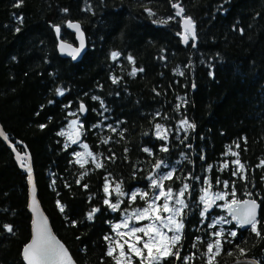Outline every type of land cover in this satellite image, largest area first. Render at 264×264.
Masks as SVG:
<instances>
[{"label": "trees", "instance_id": "16d2710c", "mask_svg": "<svg viewBox=\"0 0 264 264\" xmlns=\"http://www.w3.org/2000/svg\"><path fill=\"white\" fill-rule=\"evenodd\" d=\"M17 2L0 0V126L17 152L29 154L38 199L77 264H114L105 255L104 237L112 236L122 211L140 206V200L121 199L111 190L117 183L125 193L148 188V177L166 168L155 169L157 161L176 169L165 185L174 190L190 185L181 259L169 257L163 264H184V256L193 257L188 264H207L202 254L216 237L208 215H200L205 178L213 192L227 191L231 199L235 187L237 199L258 200V229L264 234V167L257 166L264 160V0H23L16 7ZM173 3L195 24L196 38L187 44ZM69 20L80 23L87 39L79 61L57 52L55 26L61 39L76 42L66 28ZM163 20L168 22L159 23ZM112 52L120 53L116 60ZM133 68L143 71L132 76ZM72 115L80 121V140L102 168L87 155L80 159L88 161L82 168L75 155L80 146L59 135ZM182 120L195 127L185 129ZM156 124L169 130L167 141L155 135ZM165 145L168 151H161ZM230 152L245 164L246 179L232 174L237 157ZM105 177L111 201L121 199L123 210L103 204ZM27 188L26 173L0 138V264H24ZM93 208L99 211L88 220ZM231 230L238 235L228 243ZM237 245L246 250L243 255ZM239 257L264 264V239L250 227H225L214 264Z\"/></svg>", "mask_w": 264, "mask_h": 264}, {"label": "snow or ice", "instance_id": "6c2138e0", "mask_svg": "<svg viewBox=\"0 0 264 264\" xmlns=\"http://www.w3.org/2000/svg\"><path fill=\"white\" fill-rule=\"evenodd\" d=\"M23 0H18L16 7L21 6ZM172 7L176 9V16L181 17L183 21L182 27L183 32L180 33L181 38L184 43H188L189 38L193 40L196 38L195 33V24L191 17H185L183 15L184 8L181 7L178 3H173ZM66 11V10H65ZM145 11L148 12L149 16H154L155 13L151 9L146 8ZM22 19V18H21ZM171 19V18H170ZM156 22V21H154ZM167 20L159 21V23H167ZM69 28L75 29L80 40V47L73 48L71 45L61 43L60 51L62 53L66 52L68 55L72 56L73 59H76L80 55V52L84 49V35L81 32L80 25L78 23H69ZM56 32L59 34L60 27L56 26ZM19 31V29H17ZM120 55L118 52H112L111 57L113 60H116ZM129 61H132V57H128ZM142 72L143 69L133 68L130 75L135 76L137 72ZM183 74V73H179ZM113 83H117V79L113 77ZM58 94L62 95L63 92L60 89H57ZM93 99H98V97H93ZM103 106V102H101ZM179 107V105H177ZM80 111H85V106L80 105ZM72 125H76V121L71 122ZM180 124L185 129L194 128L195 125L189 123L187 120L180 121ZM43 127V125H41ZM111 128V126H109ZM156 136L160 140L167 141L168 131L161 124H156ZM115 131V129H112ZM59 135H68V139L71 143H76L79 139L80 133L76 132L75 136L71 133H65L64 131L60 132ZM7 137H5L6 139ZM104 143H108V140H104ZM82 147L86 151V155L92 158V162L95 163L97 168H102L103 164L96 162V157L92 152L87 151L88 145L84 144ZM239 148V144L236 145ZM143 151L147 152L149 155H152V152L149 148H144ZM161 151H168L167 146H163ZM226 155L229 153H225ZM230 154L237 159L233 160L231 163L237 166L236 171L232 174L234 176L239 175L240 179H246V176L243 175V170L245 169V164L241 163L239 160V154L237 152H230ZM78 159L77 163H80V166L83 168L84 164L87 163V160L83 162L79 159L83 154H75ZM203 158V157H202ZM19 159V156H18ZM25 166L22 163V167ZM162 166L167 167L163 161H157L154 168L160 169ZM258 167H264V160H261L257 165ZM211 168V166H209ZM228 167V162H225L222 166L223 168ZM176 169L171 168V170L160 174L157 176H149L150 180L149 188L152 190L150 195L148 191H143L140 189L134 190L129 195V200L135 202L137 198L145 202V206L142 208H134L131 213H128L125 210L124 218L121 222L115 223L112 225V229L116 234V237L121 238V240H116L114 237L106 235L104 239L108 241V247L105 255L111 257L114 261V264H133L134 257H139L140 264H163V262L169 257H175L176 260L181 259L180 252V242L183 238L184 233V209L188 206L184 199L187 190L190 188V185L184 183L183 186L179 189L178 192H175L171 186L165 185V181H168L173 178ZM28 178L31 181L32 169L27 166ZM83 175H87L85 172ZM83 175L81 179H83ZM179 179V177H177ZM79 183V181H77ZM216 183L219 184L220 180L217 178ZM204 184L208 187L201 189V195L199 196V201L203 204V210L200 212L201 217H205L206 213L209 212L217 201H224L221 207L225 208L228 212V215L231 217V220H227L224 217H220L215 221L214 224L208 225V227H215L217 224H230L232 221H235L237 228H244L250 226L251 232L255 233L258 238L264 239V234L258 229L256 209L258 207L255 200H239L236 198L235 187L231 191V199H227L229 193L227 191L221 192L216 191L209 195V190L211 188V182L205 178ZM223 186L225 189L229 187V182L224 181ZM87 188V185H84ZM158 190V191H157ZM106 198L103 200V204L107 205L113 212L120 209L123 201L117 199L115 202H112L110 199V181L108 177H105V183L103 187ZM111 191L115 192L117 197H123L126 195L121 184L117 183L115 188ZM251 195L250 193H246ZM163 203H159V201ZM57 206L60 211H64L63 205L57 201ZM32 211L34 218L32 221V238L31 241L25 245L23 249V258L26 261V264H72V258L68 253V250L65 246L60 243L59 240L52 234L50 228L48 227L47 219L39 212V206L35 199V190L32 191ZM98 208H93L91 212L87 214V219L92 220L94 214L98 212ZM135 221V224L131 223ZM141 221H148L146 224L136 226L140 224ZM7 231L11 232L12 227L10 225L4 226ZM166 230V231H165ZM171 233V235H169ZM216 239L214 242L207 244V253L202 255L207 256V264H214L215 257L219 256L223 251V237L224 229L221 228L219 231L212 233ZM228 235L232 238L228 240V243H231L234 240L238 232L236 230H231ZM199 240V237L197 238ZM115 244V247L113 246ZM125 245H127V252L125 251ZM142 245V247H140ZM196 244H193V247H196ZM239 252L243 255L245 253L244 248H240L239 245L236 246ZM117 248L119 249V254L115 255ZM175 249V251H174ZM145 252L147 254L145 255ZM229 256L233 255L231 251L227 253ZM193 259L192 256H184V264H188V261ZM236 264H241V261L237 260ZM249 264H258V262H249Z\"/></svg>", "mask_w": 264, "mask_h": 264}, {"label": "water", "instance_id": "95a60500", "mask_svg": "<svg viewBox=\"0 0 264 264\" xmlns=\"http://www.w3.org/2000/svg\"><path fill=\"white\" fill-rule=\"evenodd\" d=\"M70 22H71V23H78L79 25H80V23H79L78 21H70V20L66 22V28H67L68 30H70L71 32L74 33L76 42H75V43H70V42H68V41H66V40L61 39V38H60V32H59V34L56 32V30H55L56 26H55V27H54V30H55L56 36H57V38H58V41H57V52H58L59 56L62 57V58H71L73 61H79V60L82 59V57H83V55H84V53H85V51H86V49H87V39H86V35H85L84 31L82 30L81 25H80V29H81V32H83V35H84V43H85V47H84V49L80 52V55L77 56L76 59H73L72 56L68 55L66 52L62 53V52L60 51V45H61V43L71 45L73 48H79V47H80V40H79V38H78V34H77V32L75 31V29H73V28H69V27H68V24H69ZM180 22H181V27H182L183 21L181 20V17H180ZM182 32H183V27H182ZM181 40H182V38H181ZM182 43L185 44V43L183 42V40H182ZM81 104H83V105L85 106V104L81 102V103L79 104V111H80V105H81ZM85 112H86V106H85V111H83V112L80 111V113H81V114H85ZM5 137H6V136H5V134H4V132L2 131V128H1V126H0V138L5 142V144L9 147V149H11V151H12V153H13V155H14V158H15L16 162H17L18 164H20L22 171H24V172L26 173V175H27V185H28V188H27V195H28V199H27V209H28V212H29V214H30V236H29V239H28V241L26 242V244H28V243L31 241V238H32V221H33V218H34V214H33V211H32V191H33V189H34V190H35V199H36V202H37V204H38V206H39V212L42 213L43 216L47 219L48 227L50 228L52 234H53V235L56 237V239L59 240L60 243H62V244L65 246V248L68 250V248H67V246L64 244V242H63V241H62V240H61V239L55 234L54 230L52 229V226H51L50 220H49L47 214L45 213V211H44V209H43V207H42V205H41V203H40V201H39V199H38V196H37V189H36V185H35V181H34V174H33V169H32V163H31V158H30L29 154H20L19 152H17V151L15 150V148L13 147V145L7 140V138L5 139ZM79 140H80V136H79L78 141H79ZM78 141H77V142H78ZM77 142H76V143H77ZM74 144H75V143H74ZM18 156H19V159H18ZM21 159H25V160L27 161V163L24 164L25 166H23V167H22V164H21V162H20ZM29 165H30V167H31V169H32V177H31V181H29V178H28V172H27V166H29ZM249 199L255 200L256 203H257V205H258V207H257V209H256V215H257V219H258V216H259V210H260V204H259L258 200L254 199V198H251V197H249V198H245V199H242V200H249ZM209 211H211V209H209ZM225 212H226V214L228 215V212H227L226 209H225ZM228 216H229V215H228ZM230 218H231V217H230ZM249 227H250V226H246V227H244V228H240V229H241V230H245V229H247V228H249ZM26 244H25V245H26ZM25 245L22 247V250H21V257H22V260H23V263H24V264H26V261H25L24 258H23V249H24ZM68 253H69V255H70L71 258H72V264H77L76 261L74 260L73 256L71 255V253H70L69 250H68ZM237 260L241 261V264H249V262H253V261L257 262L254 258H251V257H239V258H236V259L232 260V261H231L230 263H228V264H236ZM258 264H259V263H258Z\"/></svg>", "mask_w": 264, "mask_h": 264}, {"label": "rangeland", "instance_id": "374dc122", "mask_svg": "<svg viewBox=\"0 0 264 264\" xmlns=\"http://www.w3.org/2000/svg\"><path fill=\"white\" fill-rule=\"evenodd\" d=\"M76 121L77 123H76V125H72V121ZM79 125H80V121H79V118H78V116L77 115H72L70 118H69V120H68V122H67V124H66V128H65V132L66 133H71L73 136H75V133L76 132H79L80 133V129H79ZM156 129H155V135H156ZM70 141V140H69ZM70 144H73V143H71V141H70ZM76 145H79L80 146V148H79V150H78V153H82L83 155L81 156V157H79V159H82L85 155H86V151H85V149L82 147V145H84L85 144V142H83L82 141V139L81 140H79L77 143H75ZM87 151H88V149H87ZM170 170V167H166V168H163V169H161L160 170V172L159 173H156V174H154L153 176H159L160 174H162V173H165V172H167V171H169ZM149 185H150V181H149V184H148V188H146V189H140V190H143V191H148L149 192V194L151 195L152 194V190L149 188ZM139 189V188H138ZM134 190H137V188L136 189H134ZM134 190H130L129 192H127L126 193V195L125 196H123V197H121V199H123V198H126L128 201H130L129 200V195H130V193L132 192V191H134ZM158 191V190H157ZM175 192H178L179 190H174ZM214 192H216V191H214ZM212 190H209V195H211V193H214ZM139 199V198H138ZM227 199H230L229 197H227ZM140 200V199H139ZM140 202V206H136V207H133V208H129V209H127V212L128 213H131L132 212V210L134 209V208H142V207H144L145 206V202L143 201V200H140L139 201ZM159 203H163V201L161 200V201H159ZM223 203H224V201H217L216 202V204L213 206L214 208H213V210H211L210 212H208V213H206V215H205V217L208 215V218H205L206 220H208V225H210V224H214L215 223V221L216 220H218L220 217H224L225 219H227V220H231V218L226 214V212H225V208H223V207H221V205H223ZM128 205H130V203L128 204ZM120 208L123 210L124 209V207H122V206H120ZM124 215H125V210L124 211H122V217H121V219L120 220H118L117 222H115V223H119V222H121L122 221V219L124 218ZM114 223V224H115ZM131 223H133V224H135V221L133 220ZM146 223H148V221H141L140 222V224H136V226H140V225H142V224H146ZM231 225H233V227L235 226L236 227V223L234 222V221H232V223H230V224H217V225H215V227H212V228H210L209 227V229L211 230V229H214V230H212V231H219L221 228H223L224 229V231H225V227H230ZM166 231V230H165ZM169 235H171V233H169ZM111 237H114L116 240H121V238H119V237H116V234H115V232L113 231V233H112V236ZM215 240V239H214ZM214 240H212V241H210V242H214ZM121 242H122V240H121ZM114 247H115V244L113 245ZM140 247H142V245H140ZM125 251L127 252V245H125ZM119 254V249L117 248V251H116V253H115V255H118ZM147 254V252H145V255ZM133 264H140V260H139V257H134V259H133Z\"/></svg>", "mask_w": 264, "mask_h": 264}, {"label": "bare ground", "instance_id": "6f19581e", "mask_svg": "<svg viewBox=\"0 0 264 264\" xmlns=\"http://www.w3.org/2000/svg\"><path fill=\"white\" fill-rule=\"evenodd\" d=\"M25 154V153H24ZM235 222V221H234ZM247 230V229H246Z\"/></svg>", "mask_w": 264, "mask_h": 264}]
</instances>
